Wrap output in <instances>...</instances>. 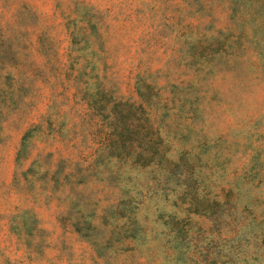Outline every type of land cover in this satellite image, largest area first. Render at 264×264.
Instances as JSON below:
<instances>
[{
	"label": "rangeland",
	"instance_id": "1",
	"mask_svg": "<svg viewBox=\"0 0 264 264\" xmlns=\"http://www.w3.org/2000/svg\"><path fill=\"white\" fill-rule=\"evenodd\" d=\"M247 258L264 264V0H0V264Z\"/></svg>",
	"mask_w": 264,
	"mask_h": 264
},
{
	"label": "trees",
	"instance_id": "2",
	"mask_svg": "<svg viewBox=\"0 0 264 264\" xmlns=\"http://www.w3.org/2000/svg\"><path fill=\"white\" fill-rule=\"evenodd\" d=\"M116 131V128L113 129V134L115 133ZM112 135H109V138L111 137ZM108 138V139H109ZM122 143H124V141H122ZM132 148V146H131ZM117 157H125V156H122L120 155L118 152L117 154H113ZM131 158L133 159V161H136V162H139V163H159V161L157 160V158H155V156H152L150 154H136L135 156H131ZM169 160L165 159L163 160L161 163L165 164L163 165V167H167L169 165ZM162 166V165H161ZM167 169H170L167 167ZM224 205V200H218V201H213V202H210V203H206L203 205V210L205 212H207V214L210 215L211 218H213V221L215 220H218L220 215L223 213V212H227L228 208H224V207H221ZM201 207V206H199ZM235 229V228H234ZM234 233V232H233ZM222 250H218L215 254H213V257L216 259L218 258L219 256H224L226 255V253L223 251V252H220ZM248 259L247 258V261H245L243 264H249L248 263Z\"/></svg>",
	"mask_w": 264,
	"mask_h": 264
}]
</instances>
